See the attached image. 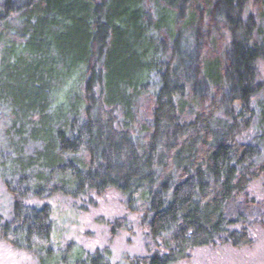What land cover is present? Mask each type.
Here are the masks:
<instances>
[{
	"label": "trees",
	"instance_id": "obj_1",
	"mask_svg": "<svg viewBox=\"0 0 264 264\" xmlns=\"http://www.w3.org/2000/svg\"><path fill=\"white\" fill-rule=\"evenodd\" d=\"M263 60L264 0H0V237L37 264H111L107 248L54 249L49 209L29 201L114 191L147 239L127 264L250 247Z\"/></svg>",
	"mask_w": 264,
	"mask_h": 264
},
{
	"label": "rangeland",
	"instance_id": "obj_2",
	"mask_svg": "<svg viewBox=\"0 0 264 264\" xmlns=\"http://www.w3.org/2000/svg\"><path fill=\"white\" fill-rule=\"evenodd\" d=\"M258 73L259 81L264 84V60L259 61ZM29 203L49 209L54 222L51 245L54 249H65L67 245L75 248V259L82 257L85 261L82 252L87 254L107 248L111 264H127L131 257L146 253L145 231L136 217L125 210L118 192L109 191L85 201L55 195L41 201L30 199ZM10 207L8 193L0 183V216L6 217ZM122 217L128 221L127 229L110 226L109 222ZM255 232L250 247L198 248L188 260L179 264H264V228ZM52 262L46 260V264ZM0 264H37V261L27 251L10 247L0 237Z\"/></svg>",
	"mask_w": 264,
	"mask_h": 264
}]
</instances>
